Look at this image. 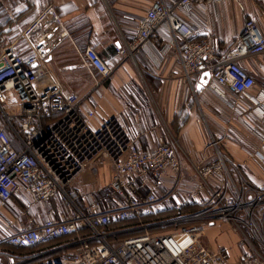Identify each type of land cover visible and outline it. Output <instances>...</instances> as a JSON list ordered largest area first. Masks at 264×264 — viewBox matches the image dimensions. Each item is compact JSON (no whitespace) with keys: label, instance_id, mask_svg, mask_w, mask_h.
<instances>
[{"label":"built area","instance_id":"1","mask_svg":"<svg viewBox=\"0 0 264 264\" xmlns=\"http://www.w3.org/2000/svg\"><path fill=\"white\" fill-rule=\"evenodd\" d=\"M225 1L153 0L131 39L114 48L119 64L135 62L157 41L158 56L173 54L178 62L187 96L196 98L199 87L223 100L231 118L222 137L207 130L196 161L169 142L141 147L157 126L130 134L118 117L92 125L95 112L86 102L102 98L100 87L115 69L89 57L83 65L91 91L67 92L47 65L56 45L48 36L61 28V39L69 37L51 5L18 33L25 52L17 41L0 50V207L20 195L28 209L59 207L43 221L20 211L25 223L5 239L8 246L33 250L61 240L52 264H264V187L250 185L221 149L231 134L239 137L236 123L239 138L254 142L253 152L243 150L264 167V100L250 99L255 82L240 67L248 57H264V36L247 20L236 45L218 56V39L206 22L194 21V8L205 13ZM48 16L52 33L40 30ZM10 107L19 112L7 114ZM98 162L110 168L103 186L89 176ZM216 222L243 237L246 248L236 261L203 243L205 228Z\"/></svg>","mask_w":264,"mask_h":264},{"label":"crops","instance_id":"2","mask_svg":"<svg viewBox=\"0 0 264 264\" xmlns=\"http://www.w3.org/2000/svg\"><path fill=\"white\" fill-rule=\"evenodd\" d=\"M152 1L13 0L9 9L20 18L33 17L30 22L32 23L48 5L54 8L69 37L61 39V28L53 34L49 42L56 45L47 65L67 92L83 97L91 91L92 80L83 65L84 60L89 62V57H94L109 69H115L111 79L106 80L100 87L102 98L93 95L86 102L85 108L95 112L93 126L99 127L113 117L120 118L130 134L139 129L146 131L157 126L153 135L144 136L140 140L143 148L154 147L163 141L166 138L163 128L167 131L175 129L183 137L186 151L196 161L200 158L206 138V135H202L203 126L219 135L225 129L227 119L231 118L223 100L206 88L199 87L196 88V98L193 101L185 98L180 66L173 54L164 59L158 56L157 41H153L145 51L138 54L135 62L128 60L119 64L120 58L114 51L123 40L131 39L137 23L144 17ZM22 6L25 9L17 11ZM193 12L196 24L206 22L208 31L218 39V56H223L236 45L247 20H253L264 36V0H227L220 5L208 7L205 13L198 8H194ZM42 24L47 26L45 29L48 33H52L56 27L50 16ZM18 36L19 34H15L9 40L3 34L0 38V50L11 41H17L18 50L25 52L24 42ZM240 67L255 82L249 91L250 99L263 101L264 57H248L240 62ZM141 80L146 89H152L158 99L155 104L157 112L155 109L151 110L149 105L146 106L145 102L141 103L143 100L139 95L147 98L145 92L130 88L127 93L124 91L125 86L132 87L131 83ZM234 130L236 133L242 131L236 123ZM238 138L227 140L223 146L237 170L249 180L247 182L262 187L260 183L264 179V167L244 151L253 152L254 142ZM89 176L99 186H103L110 179V168L105 162L95 163L89 170ZM25 202V197L20 195L0 207V264H52L54 254L51 250L57 243L33 250H19L4 242L10 234L17 231V226L25 223V219L19 215L20 211L26 210L27 215L37 221H43L59 211L54 202L41 204L33 209H28ZM6 226H10L9 230Z\"/></svg>","mask_w":264,"mask_h":264},{"label":"rangeland","instance_id":"3","mask_svg":"<svg viewBox=\"0 0 264 264\" xmlns=\"http://www.w3.org/2000/svg\"><path fill=\"white\" fill-rule=\"evenodd\" d=\"M11 1L13 2V0H6L3 4V7L0 6V38H2V35L4 34L5 37H7L9 40L12 39V37L15 34L20 33V31L24 30V28L29 26V24H31L30 22L33 18V17L20 18V17L16 16L15 13H11V16H9L4 11L3 8H7L8 10H10L9 6H10ZM20 9H25V6L18 7L17 11H19ZM46 27L47 26L44 27V24H42L40 30L43 31ZM35 38H36V36L32 37L33 40ZM84 82H85V80H84ZM86 84H87V82H85V85ZM130 85L132 87L129 86L127 88L125 86L123 88L124 91L127 93V91L130 88V90L132 89V90H138V91L145 92L147 98H144V97L139 95L140 99L143 100V101H141V103L143 104V102H145L146 106L149 105L151 110L155 109V111H156V108H155L156 105L155 104L158 103V99L153 94V90L150 89V91H149L148 89H146V86L144 85V82H142V80H141V82L137 81L136 83H133V84L131 83ZM6 97L9 101H11L10 97L8 95ZM184 97L187 98L189 101H190V99H191V101H193V99H194V97L192 95H189V96L186 95L185 89H184ZM194 107H196V106L194 105ZM13 112L18 113L19 110L17 108H14V107H10L6 110L7 114H11ZM1 117H2V115L0 114V118ZM159 118H160V116H159ZM159 123L161 125L163 124L161 120L159 121ZM162 127H164V126H162ZM163 130L166 134V138L162 142L171 143L174 146L175 150H177V151H178V147L183 149L184 151H186V148H185L184 142H183L184 141L183 137L179 133L177 134L175 129L171 128L170 131H167L165 128H163ZM203 131L204 132L202 133V135H206L207 130L205 129V126H203ZM223 131H224V129H223ZM222 132L216 136L222 137V135H223ZM237 134L240 137L241 134L238 132H237ZM230 136H231V138L229 140H232V141L234 139L238 138L235 134H233V135L231 134ZM242 137L243 136L241 135L240 138H242ZM206 138H207V135H206ZM178 153H179V151H178ZM261 181H262V183H260V184L262 185V187H264V179ZM263 234H264V231H263ZM242 240H244L243 237H241V235H239L232 228L231 225H227V224L225 225V224H222L220 222H216L212 226L209 225L207 228H205L203 236H202L203 243L206 246H208L211 251H216L218 249H225L227 251L230 259L234 260V261H236L240 257V255L242 254V252L246 248L245 244L240 243Z\"/></svg>","mask_w":264,"mask_h":264},{"label":"trees","instance_id":"4","mask_svg":"<svg viewBox=\"0 0 264 264\" xmlns=\"http://www.w3.org/2000/svg\"><path fill=\"white\" fill-rule=\"evenodd\" d=\"M18 16V15H17ZM3 27V26H2ZM173 125V124H172ZM221 149H222V151L226 154V156L230 159V157H229V155H228V153L226 152V150H225V148H224V146H222L221 147ZM240 170L242 171V169L240 168ZM244 175V174H243ZM245 176V175H244ZM245 179L249 182V180L245 177ZM166 215V214H165ZM59 242H61V240L60 241H57V244L59 243Z\"/></svg>","mask_w":264,"mask_h":264},{"label":"water","instance_id":"5","mask_svg":"<svg viewBox=\"0 0 264 264\" xmlns=\"http://www.w3.org/2000/svg\"><path fill=\"white\" fill-rule=\"evenodd\" d=\"M51 37H52V34L48 36V39H50ZM206 77H207V76H206ZM205 84H206V81L201 82V85L204 86Z\"/></svg>","mask_w":264,"mask_h":264}]
</instances>
